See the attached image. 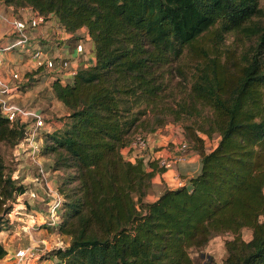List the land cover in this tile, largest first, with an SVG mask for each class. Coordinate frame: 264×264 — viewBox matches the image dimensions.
<instances>
[{"label":"trees","instance_id":"16d2710c","mask_svg":"<svg viewBox=\"0 0 264 264\" xmlns=\"http://www.w3.org/2000/svg\"><path fill=\"white\" fill-rule=\"evenodd\" d=\"M261 1L0 0L14 12L54 16L68 34L85 29L93 45L94 65L72 82L54 81L69 115L42 135L40 156H53L64 197L58 228L42 226L69 239L50 254L58 264H195L194 251L225 235L227 257L214 264H264ZM228 35L241 45L225 48ZM42 72L28 73L23 89ZM169 121L183 129L201 173L149 201L165 170L123 152ZM24 138L25 126L0 109V144L16 150ZM27 191L0 155V234L13 228L10 216ZM7 255L0 242V260Z\"/></svg>","mask_w":264,"mask_h":264},{"label":"built area","instance_id":"2783aa9c","mask_svg":"<svg viewBox=\"0 0 264 264\" xmlns=\"http://www.w3.org/2000/svg\"><path fill=\"white\" fill-rule=\"evenodd\" d=\"M24 10H30L31 14L29 18L26 20L14 19L10 21L15 41L9 46L0 47V109L11 124H21L25 126V138L19 144L17 150L29 152V156L38 169V176L34 178L33 182L39 186V190H30L28 188L27 193L23 197H27L29 202H34L40 198V193L42 191L43 201L46 203L47 210L45 225L51 229H57L61 223V217L64 212V197L59 192L58 185L51 182L49 173L38 161V158H42L40 156L42 147L41 142L43 141L42 135L44 132H54L53 124H47L41 111L27 108L14 99H16L18 94L22 91L28 90L23 89L24 86L30 83V79L27 75L28 73L38 70L48 73L60 72L74 79L79 71L77 67L73 66L78 57L73 59V56H66L62 47L58 46L60 41H63V34L66 33L60 24L57 30L62 32L55 33L54 40H56L57 47L54 50L50 51L32 47L31 33L46 23V20L31 9ZM0 16H3L1 10ZM5 20L7 19L5 18ZM74 51L77 55L85 53L86 47L82 40L77 42ZM18 53L20 55L29 56L32 61V68H28L26 73L17 69L10 78H5L4 71L7 64L6 55ZM149 150V137L144 138L138 136L127 149L125 156L128 160L135 161L137 159H144L143 153L147 152L146 157L150 160L145 161L148 163L157 162L158 167L164 169V173H167L170 171L175 172L179 165L189 163L194 152L191 146L184 141L178 146L177 152L171 156L156 158L148 154ZM128 154L130 157H127ZM171 182L173 187L178 189L184 187L187 181L184 180L180 174L175 172ZM22 230L29 234L30 243L16 250H12L13 252L10 253V262L14 261L12 264H47L48 262H50V264H58V259L52 258L50 255L51 252L55 249H66L69 246L68 243H61L58 248H52L51 242L35 239L32 236V231L38 232L40 227L31 230L27 226H23Z\"/></svg>","mask_w":264,"mask_h":264},{"label":"rangeland","instance_id":"374dc122","mask_svg":"<svg viewBox=\"0 0 264 264\" xmlns=\"http://www.w3.org/2000/svg\"><path fill=\"white\" fill-rule=\"evenodd\" d=\"M261 7L264 9V0L261 1ZM78 40H82L83 44L86 47V51L88 52V56L91 57V45L86 42L85 37L81 36L78 38ZM240 45L241 43L237 40V37H235L234 35H228L226 37L225 48L235 49V47ZM14 55H17L27 60V57H25L24 55H20L19 53ZM172 77L175 78L173 81V89L176 93H178L180 92V89L184 87L183 79L178 74V72L175 73ZM42 83L43 84L36 82L35 86L29 87L30 93L27 97L24 96V94L27 93L26 91H24V94L21 98H16L14 100L27 108H33L41 111L46 119L47 124L52 125L53 121H62L65 119L66 116L63 108L56 103V99L54 98L53 91L50 89V85H47L45 81H43ZM63 127L64 125L62 126V128ZM177 128L178 127L173 125L172 121H169V123L166 125V127H164V129H161L157 132L156 136H158L160 139L163 138V136L164 139L165 137L170 138L171 136H168L167 134H170L172 132V134L174 133L175 136L179 138V133H182L183 135L184 133L181 127H179L178 129ZM217 140L218 135H216L214 137V141L208 145V150H212L214 148V146L217 144ZM41 144H44V140L41 142ZM156 148L157 150H160V146ZM0 155L2 156L6 164L7 172H10L12 175H14L16 180H18L20 183L27 185L29 188L32 179L38 176V169L31 157L29 156V152H21L17 149L15 150L9 147L6 144H0ZM146 155L147 152L143 153V160L149 161L150 159L147 158ZM127 157H130V155L128 154ZM53 159V156H48L38 158V161L44 166L45 170L49 173V178L51 182H57L58 185L60 175L59 173H54L51 169ZM155 193V189H153L149 195V197H151L148 198L149 201H152L153 195H155ZM10 220L13 223V228L9 231H5L0 234L1 242L6 246L9 251L16 250L19 247H23L30 243V236L28 233L23 232V226H27L31 230H34L35 228L37 229L39 225L43 226V224H41V220L43 222V219H41L40 215L36 213V211L33 209V206L28 203L27 197L18 200L15 211L10 216ZM47 231L48 234L46 235H40L39 232L32 231V236L38 240H46L51 242L52 248H58L61 243L69 244L68 238L63 237L60 234L53 232L52 230L48 229ZM251 237L252 234L250 230H245L243 232V238L246 241H249ZM231 238L232 237L230 235L216 237L202 251H194L192 253L194 263H222L227 257L225 243ZM12 262L14 263V261H11L9 263L12 264ZM47 264H50V262H48Z\"/></svg>","mask_w":264,"mask_h":264},{"label":"crops","instance_id":"0c3cea01","mask_svg":"<svg viewBox=\"0 0 264 264\" xmlns=\"http://www.w3.org/2000/svg\"><path fill=\"white\" fill-rule=\"evenodd\" d=\"M0 10L3 14V16H0V47H6L9 46L10 44H12L15 39L13 37L12 34V28H11V24L10 21L14 20V19H24L26 20L27 18H29L31 12L30 10H19L17 12H14V10L12 8H8L5 7L3 5L0 4ZM5 17L7 20H5ZM59 26V22L58 20L54 17V16H50V18L46 21V23H44L43 25H41L37 30L33 31L31 33V39H32V47L34 48H40V49H44V50H54L57 46H56V40H54V36L57 33H60L62 31H58L57 27ZM56 33V34H55ZM85 37L86 42H88L91 45V50H92V56H88V52L85 51L84 54L81 55H77L76 52L74 51L75 46L77 44V42L79 41L78 38L79 37ZM58 46H61L63 49L64 54H66V56L71 57L73 56V59L77 58L78 59L75 61L74 63V67H77L78 69H80L83 66H92L95 64V57L93 54V45L92 42L90 41L89 37L86 34V30H80L78 33H76L75 35H71L68 33H64L63 34V41H60V43L58 44ZM25 57H27V60L24 58H21L17 55L14 54H7L6 55V68L4 71V76L5 78H10L11 75L15 72V70L19 69L20 71H22L23 73L27 72L28 68H32V61L29 58V56L25 55ZM27 61V62H26ZM31 66V67H30ZM38 82L40 84H43L42 82L45 81L47 83V85H50V89L52 90V85L54 83V81L61 79L62 82L65 83H69L72 82V78L68 75L65 74H61L60 72H42L39 75H37L35 77ZM36 85V84H35ZM33 85V86H35ZM27 93L24 94V92L22 91L20 94H18V96L16 97L21 98L24 94V96H28V94L30 93V89L28 88V90L26 91ZM56 103L63 108L64 112H65V116L69 115V112L66 108L63 107L62 104H60L57 100ZM63 121H53V130L54 132L56 130H59L62 128L63 126ZM179 128V127H178ZM177 128V129H178ZM180 130V129H179ZM181 131V130H180ZM157 133L152 134L149 136V141H150V150H149V155L154 156L156 158L158 157H166V156H171L174 155L177 152V148L178 146L182 143V141H184V136L182 133H179V138H177V136H175V134L172 132L170 134H167L169 137H165L163 138H159L158 136H156ZM219 140V139H218ZM217 140V142H218ZM160 146V150H157L156 147ZM217 146V144L214 146V148ZM126 151H124L123 153H126ZM176 173L180 174V176L184 179V180H191L195 177H197L198 175H200L201 173V160L199 155L196 152H193L192 155V159L189 163L187 164H182L179 165L176 170ZM173 171L164 173V174H158L154 181H153V189H155V195H153V199L152 201L156 200L158 197H160V195L164 192L165 189H175L173 187V184L171 182L172 180V176L175 173ZM34 178L31 181V185L29 186L30 190H39V186L33 182ZM55 185H57V182H54ZM41 196L38 200L34 201V202H29L28 203L30 205L33 206V209L36 211L37 214L40 215L41 219H43V222L41 220V224H45V221L47 219V210H46V203L43 201V194L41 191ZM24 198V197H23ZM151 198V197H149ZM40 230L38 231L40 233V235H46L48 234V229L45 230L46 228H43L41 225H39ZM1 242V240H0ZM8 250V249H7ZM13 251H9L8 250V255L5 259L0 260V264H10V253H12Z\"/></svg>","mask_w":264,"mask_h":264}]
</instances>
